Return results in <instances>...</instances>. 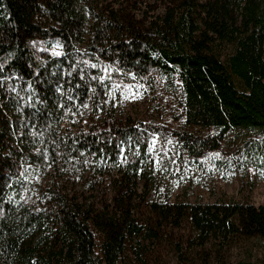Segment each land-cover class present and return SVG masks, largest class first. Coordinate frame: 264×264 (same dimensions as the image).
Returning a JSON list of instances; mask_svg holds the SVG:
<instances>
[{
  "label": "trees",
  "instance_id": "1",
  "mask_svg": "<svg viewBox=\"0 0 264 264\" xmlns=\"http://www.w3.org/2000/svg\"><path fill=\"white\" fill-rule=\"evenodd\" d=\"M99 2L0 0V264H165L167 223L184 221L204 261L211 237L264 245V205L248 199L147 190L145 219L134 203L155 140L167 173L178 149L217 174L264 166V0H167L155 18ZM132 86L156 95L145 116L62 128ZM46 159L54 182L26 206L25 171ZM116 171L111 206L63 191L78 180L96 191Z\"/></svg>",
  "mask_w": 264,
  "mask_h": 264
},
{
  "label": "rangeland",
  "instance_id": "2",
  "mask_svg": "<svg viewBox=\"0 0 264 264\" xmlns=\"http://www.w3.org/2000/svg\"><path fill=\"white\" fill-rule=\"evenodd\" d=\"M167 0H100L99 6L114 10H125L137 18H155L163 13ZM155 93L151 90L127 87L124 92L116 91L107 100V108L97 117L91 110V104L82 109L78 114H72V118L62 125L64 129L78 130L81 126L87 127L94 119L105 115L107 111L116 114L117 118L142 117L148 112L151 103L154 102ZM165 99H161V105H165ZM68 116V114H67ZM233 135L229 136L231 139ZM174 149V145H167ZM170 173L164 167L159 140H155L152 147V155L146 161L143 175L139 180V196L135 199V205L142 209L145 219L148 215L150 200L145 196V191L153 190L155 200H159L161 194L170 193V202H182L185 199L193 204L203 205L220 204L222 197L241 202L248 199L256 207L264 205V166L254 168L244 165H232L229 171L217 174L214 165L207 163L201 168L188 162L186 153L180 149L171 162ZM51 165L46 161L35 166L34 169H26L23 176L24 185L22 198L25 205H30L40 200L41 189L54 182V174ZM114 172L98 190L91 191L85 181H62L63 191L77 193L83 199L93 198L91 202H102L112 205L114 195V181L117 177ZM143 197V198H142ZM148 201L150 202L148 204ZM168 230L172 232L173 243L169 244L170 253L165 264H264V245L257 240H224L222 237H211L205 248L210 256L205 258L198 256L200 248H194L198 242L188 245L187 240L192 238L191 226L187 221L182 227L173 229L167 223ZM195 238V237H194ZM177 244L182 246L181 255L174 251Z\"/></svg>",
  "mask_w": 264,
  "mask_h": 264
}]
</instances>
